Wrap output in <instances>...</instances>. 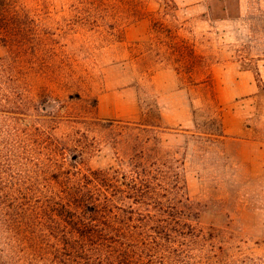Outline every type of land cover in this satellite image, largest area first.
<instances>
[{"label": "rangeland", "instance_id": "rangeland-1", "mask_svg": "<svg viewBox=\"0 0 264 264\" xmlns=\"http://www.w3.org/2000/svg\"><path fill=\"white\" fill-rule=\"evenodd\" d=\"M39 1L0 42L22 124L87 134L83 167L175 206L191 264H264V0Z\"/></svg>", "mask_w": 264, "mask_h": 264}, {"label": "trees", "instance_id": "trees-1", "mask_svg": "<svg viewBox=\"0 0 264 264\" xmlns=\"http://www.w3.org/2000/svg\"><path fill=\"white\" fill-rule=\"evenodd\" d=\"M30 1L0 0V42L9 50L25 39V16L43 6ZM12 102L0 93V111L12 114L0 121V264H191L186 241L175 240L182 223L161 216L175 206L131 205L126 197L145 202L152 192L119 187L117 170L83 167L87 134L24 126Z\"/></svg>", "mask_w": 264, "mask_h": 264}, {"label": "crops", "instance_id": "crops-1", "mask_svg": "<svg viewBox=\"0 0 264 264\" xmlns=\"http://www.w3.org/2000/svg\"><path fill=\"white\" fill-rule=\"evenodd\" d=\"M187 1H191V0H187ZM194 1H200V0H194ZM218 1H220V0H218ZM224 1H225V3H226L227 0H224ZM227 6H228L227 4H224L223 9H224V8H227ZM243 74L246 75V74H247V71H245V73H243Z\"/></svg>", "mask_w": 264, "mask_h": 264}]
</instances>
